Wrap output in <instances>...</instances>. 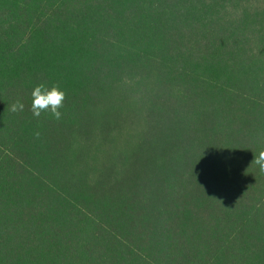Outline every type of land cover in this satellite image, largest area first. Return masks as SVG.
Returning <instances> with one entry per match:
<instances>
[{
	"label": "trees",
	"instance_id": "trees-1",
	"mask_svg": "<svg viewBox=\"0 0 264 264\" xmlns=\"http://www.w3.org/2000/svg\"><path fill=\"white\" fill-rule=\"evenodd\" d=\"M261 150L264 0H0V264H264Z\"/></svg>",
	"mask_w": 264,
	"mask_h": 264
},
{
	"label": "clouds",
	"instance_id": "clouds-1",
	"mask_svg": "<svg viewBox=\"0 0 264 264\" xmlns=\"http://www.w3.org/2000/svg\"><path fill=\"white\" fill-rule=\"evenodd\" d=\"M32 102L30 111L33 117L39 118L42 113H49L55 120L62 118V112L60 109L64 107V100L66 94L58 86H53L51 89L47 88L44 84H40L31 92ZM24 110V104L20 101H16L11 106L12 112H22ZM36 138L40 137V133L37 131ZM250 165H255L258 168V172L264 175V150L259 151L258 154H254V158Z\"/></svg>",
	"mask_w": 264,
	"mask_h": 264
}]
</instances>
